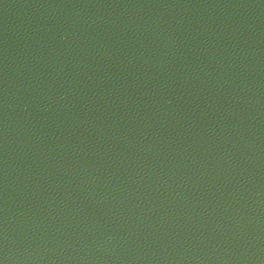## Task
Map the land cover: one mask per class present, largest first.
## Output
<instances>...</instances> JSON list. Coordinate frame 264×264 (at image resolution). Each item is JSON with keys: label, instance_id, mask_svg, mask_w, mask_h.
<instances>
[{"label": "water", "instance_id": "obj_1", "mask_svg": "<svg viewBox=\"0 0 264 264\" xmlns=\"http://www.w3.org/2000/svg\"><path fill=\"white\" fill-rule=\"evenodd\" d=\"M0 264H264V0H0Z\"/></svg>", "mask_w": 264, "mask_h": 264}]
</instances>
